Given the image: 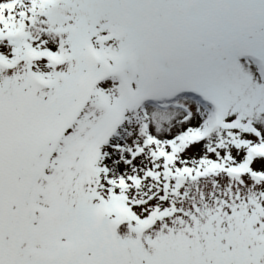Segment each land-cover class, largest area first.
Listing matches in <instances>:
<instances>
[{"label": "snow or ice", "instance_id": "snow-or-ice-1", "mask_svg": "<svg viewBox=\"0 0 264 264\" xmlns=\"http://www.w3.org/2000/svg\"><path fill=\"white\" fill-rule=\"evenodd\" d=\"M0 264H264V0H0Z\"/></svg>", "mask_w": 264, "mask_h": 264}]
</instances>
